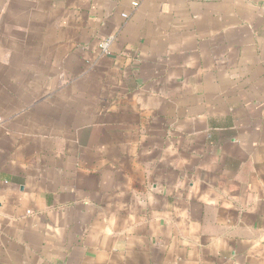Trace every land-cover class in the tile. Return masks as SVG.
<instances>
[{"label": "crops", "instance_id": "obj_1", "mask_svg": "<svg viewBox=\"0 0 264 264\" xmlns=\"http://www.w3.org/2000/svg\"><path fill=\"white\" fill-rule=\"evenodd\" d=\"M0 264H264V0H0Z\"/></svg>", "mask_w": 264, "mask_h": 264}, {"label": "built area", "instance_id": "obj_2", "mask_svg": "<svg viewBox=\"0 0 264 264\" xmlns=\"http://www.w3.org/2000/svg\"><path fill=\"white\" fill-rule=\"evenodd\" d=\"M134 6H136V3H134ZM106 46H107V44L104 45V47H106Z\"/></svg>", "mask_w": 264, "mask_h": 264}]
</instances>
